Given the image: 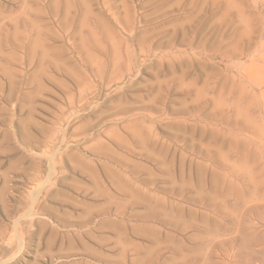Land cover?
Here are the masks:
<instances>
[{"label": "rangeland", "instance_id": "obj_1", "mask_svg": "<svg viewBox=\"0 0 264 264\" xmlns=\"http://www.w3.org/2000/svg\"><path fill=\"white\" fill-rule=\"evenodd\" d=\"M0 264H264V0H0Z\"/></svg>", "mask_w": 264, "mask_h": 264}]
</instances>
